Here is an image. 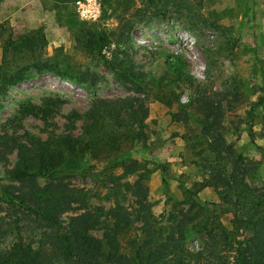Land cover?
<instances>
[{
  "label": "rangeland",
  "instance_id": "rangeland-1",
  "mask_svg": "<svg viewBox=\"0 0 264 264\" xmlns=\"http://www.w3.org/2000/svg\"><path fill=\"white\" fill-rule=\"evenodd\" d=\"M145 2L0 0V24L4 23L6 35L18 37L42 28L46 38L44 58L61 71L60 76L50 71H31L23 82L7 90L0 99V133L6 128L17 135L28 131L46 139L50 133L64 132L65 116L73 111L84 113L99 99L131 96L146 113L139 142L123 152L125 162L91 159V170L72 175L69 187L85 197L62 216L64 225L72 216L97 209L123 206L131 212L135 199L118 192L124 191L126 184L133 189L138 185L147 189L146 204L158 218L171 206L168 197L178 209L186 211L189 205L183 201L184 189L220 184L217 175L221 173L226 177L239 172L258 195H264V155L256 150L257 146L264 149V112L251 126L253 136L247 120L264 81L261 72L251 71V55L256 49L264 71V0H202L201 4L184 0L179 10L165 0L154 5ZM128 5L130 10L122 12ZM112 6L115 18L109 17ZM245 8L249 16L238 37V17ZM104 13L108 18L102 21ZM83 25L106 33L108 44L103 53L109 59L117 49L115 40L123 34L130 40L121 52L125 51L150 78L173 77L168 62L179 59L190 79L182 77L174 89L122 86L112 72L77 48L76 36ZM1 47L0 43V62ZM46 98L64 102L49 126L34 117L22 116L23 107L40 105ZM202 121L211 127H204ZM81 125L77 123L74 134H80ZM7 159L5 167L11 169L16 153ZM5 167L0 164V191L13 185L3 180ZM39 183L45 186L49 182L40 179ZM223 194L222 188L205 186L197 200L204 206L220 204ZM16 219L22 228L20 237L37 246L41 232L31 233L28 225L21 223L18 211L0 194V226L8 227ZM230 219L231 215L224 218L227 227ZM92 235L102 238L103 233ZM16 237L9 234L0 239V249H10ZM200 247L197 239L188 243L192 252Z\"/></svg>",
  "mask_w": 264,
  "mask_h": 264
},
{
  "label": "trees",
  "instance_id": "trees-1",
  "mask_svg": "<svg viewBox=\"0 0 264 264\" xmlns=\"http://www.w3.org/2000/svg\"><path fill=\"white\" fill-rule=\"evenodd\" d=\"M159 1L146 0L144 4L154 5ZM165 1L176 10L184 7V0ZM112 7L109 17L115 18L116 10ZM130 8L128 5L122 12ZM247 16L249 12L245 8L238 17V37L245 29ZM101 18L105 21L108 17L104 13ZM121 35L115 40L117 49L109 59L103 53L108 44L106 33L83 25L76 36L77 48L106 67L124 87L174 89L182 77L190 79L179 59L168 62L173 77L150 78L136 67L125 51L121 52L124 43L130 40L129 36ZM0 43V99L11 86L28 78L31 71L61 75L58 65L44 58L46 38L42 28L12 37L6 35L5 25L1 23ZM251 71L261 72L264 78L257 49L252 51ZM260 90V97L247 113L250 136H253L251 126L257 115L264 112V81ZM63 104L59 98H46L40 105L23 107L21 114L49 126ZM137 106L131 96L99 99L90 110L73 111L65 116L64 132L50 133L46 139L28 131L17 135L14 131L7 132L6 128L0 133V164L5 167L7 156L16 153V161L11 169L5 167L3 179L13 185L2 187L0 194L18 211L21 223H26L31 233L41 232L35 246V242L20 237L19 219L8 227L0 226V239L9 234L17 236L10 249H0V264H264V195H258L237 171L227 178L222 177L223 173L217 175L220 184L207 183L197 190L185 188L183 201L189 205L186 211L178 209L168 197L171 206L158 218L146 204L147 189L141 185L133 189L126 184V189L118 192H126L135 199L131 212L123 206L106 211L97 209L72 216L64 225L62 216L85 197L69 187L72 175L91 170V159L112 158L125 162L123 152L139 142L146 113ZM78 122H82L81 132L76 135ZM201 125L211 127L207 121H202ZM256 150L264 155L262 147L257 146ZM40 179L49 183L41 186ZM58 181L63 183H53ZM205 186L224 190L220 204L204 206L198 202V194ZM227 215H231L230 227L223 222ZM96 231L103 233L102 238L92 235ZM193 239L201 244L197 252L188 249Z\"/></svg>",
  "mask_w": 264,
  "mask_h": 264
}]
</instances>
